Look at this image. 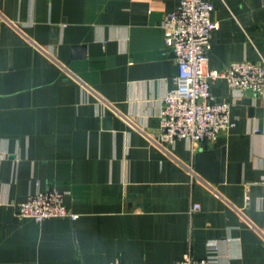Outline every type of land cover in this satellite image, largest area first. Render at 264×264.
Wrapping results in <instances>:
<instances>
[{"label": "crops", "instance_id": "1", "mask_svg": "<svg viewBox=\"0 0 264 264\" xmlns=\"http://www.w3.org/2000/svg\"><path fill=\"white\" fill-rule=\"evenodd\" d=\"M210 1L206 67L264 61V0ZM178 4L0 0V264H264V94L217 79L234 124L158 141L177 73L160 25ZM50 187L76 219L15 215Z\"/></svg>", "mask_w": 264, "mask_h": 264}, {"label": "built area", "instance_id": "2", "mask_svg": "<svg viewBox=\"0 0 264 264\" xmlns=\"http://www.w3.org/2000/svg\"><path fill=\"white\" fill-rule=\"evenodd\" d=\"M165 45L174 54L177 73L166 89L159 107L158 141L173 143L187 139L192 143L213 142L233 124L228 100L215 101L210 85L225 79L238 92L246 90L264 94V61L239 60L223 69L206 67L212 32L219 28L214 5L210 0H179L178 6L163 16L160 25ZM264 170V161H263ZM261 183L264 185V174ZM18 218L36 222L68 217L76 219L63 201V192L55 187L30 193L15 205ZM198 203L191 209L197 210ZM213 255L196 257L185 252L172 264H213ZM107 264H126L115 260Z\"/></svg>", "mask_w": 264, "mask_h": 264}, {"label": "water", "instance_id": "3", "mask_svg": "<svg viewBox=\"0 0 264 264\" xmlns=\"http://www.w3.org/2000/svg\"><path fill=\"white\" fill-rule=\"evenodd\" d=\"M105 121L108 123L109 119L106 118ZM222 160H224V153H222Z\"/></svg>", "mask_w": 264, "mask_h": 264}]
</instances>
